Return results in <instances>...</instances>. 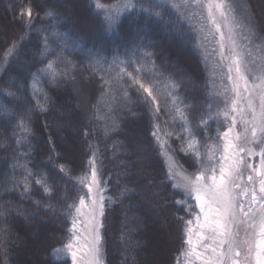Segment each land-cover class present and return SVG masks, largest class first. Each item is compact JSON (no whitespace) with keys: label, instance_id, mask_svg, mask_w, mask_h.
<instances>
[{"label":"trees","instance_id":"1","mask_svg":"<svg viewBox=\"0 0 264 264\" xmlns=\"http://www.w3.org/2000/svg\"><path fill=\"white\" fill-rule=\"evenodd\" d=\"M115 2L101 0L106 5ZM243 2L255 14L259 26L257 37L264 38V2ZM29 3L36 15L31 29L17 19V13ZM94 5L95 0H0V65H4V52L12 42L19 45L18 54L10 57L4 70L0 71V106L14 114L11 119L0 115V204L13 206L6 218L10 230V264H55L51 251L62 247L68 240L71 221L64 209L77 196L74 181L85 171L92 155L89 144L93 150H98L97 161L102 178L107 180V193L116 201L102 217L103 242L109 245L106 254L114 256L112 252L121 250L116 263L132 264L134 255L135 264H148L151 262L149 256L145 260L141 258L145 253L143 248L150 247L153 233L163 231L172 238L161 255L164 256L163 264H176L182 251L184 224L180 218L187 220L191 217L176 203L184 199L183 194L165 179V160L151 136L153 121L148 108L137 101L135 88L129 89L132 102L127 106L117 104L111 114L119 127L105 135V125L111 126V121L95 119L93 105L101 96V77L111 62L131 57L134 45L142 41L147 48L141 50L153 54L152 59L164 76H170L179 85L176 94L185 105L192 106L189 118L195 127L201 115L207 114L209 104L213 105L212 111L215 112V99L209 94V68L194 47L196 34L186 23L168 27L163 21L157 22L132 12L124 13L119 26L109 30L104 21L105 13L97 11ZM49 9L56 14L55 19L43 18ZM175 19V13L169 10L165 20ZM52 31L62 33L63 37L52 38ZM45 35L49 36L52 51L42 57ZM57 55L61 57L56 66V71L61 73L58 82L54 84L45 76L39 83H33V73L49 60L56 59ZM97 60L102 62L104 71L93 72L90 65ZM128 70L131 71L132 67L129 66ZM118 71L119 67H116L112 74ZM65 72L67 77L63 75ZM34 90H37L41 102L43 94H47V112L35 108ZM7 91L14 92L15 97L2 94ZM161 104L160 123L163 125L165 120L169 121L166 130L174 133L169 142L176 150V160L188 173H194L197 165L193 157L179 151L181 141L176 139L175 133L181 131L180 122H171V117L163 113L167 107L163 99ZM98 107L101 116L108 115L105 101ZM22 116L30 117L32 135L18 147L16 137L25 135L16 127ZM218 127L220 131L225 130L222 121H210L207 135L215 138ZM85 131L88 132L87 139ZM195 135L205 142L203 129L196 131ZM49 137L53 141L51 144ZM71 138L79 147L77 156L68 152ZM21 153L27 154V167L32 172L47 177L54 189L51 197L45 196L35 185V178L32 194L27 198L20 196L22 184L8 191L14 189L13 180L24 178L23 170L17 167L18 163H25L23 159L17 160ZM49 157H52L51 161ZM60 164L71 170V177L59 171ZM124 187L128 191L121 198L120 190ZM64 195L68 196L67 201L61 199ZM49 204L52 207L46 208L45 205ZM32 252L34 258L31 259L28 255ZM107 262L115 264L113 257Z\"/></svg>","mask_w":264,"mask_h":264},{"label":"snow or ice","instance_id":"2","mask_svg":"<svg viewBox=\"0 0 264 264\" xmlns=\"http://www.w3.org/2000/svg\"><path fill=\"white\" fill-rule=\"evenodd\" d=\"M94 6L97 11L105 13L104 21L109 30L119 26L124 13L132 12L157 22L163 21L168 27L186 23L196 34L194 47L209 68V94L217 101V107L213 112V105L209 104L207 114L201 115L195 127L189 118L192 106L185 105L176 94L179 85L170 76H164L152 59L153 54L141 50L147 48L142 41L134 45L131 57L111 62L101 77V96L93 105L96 109L95 119L111 121V126L105 125V135L119 127L111 114L117 104L127 106L132 102L129 89L135 88L137 101L148 108L153 121L151 136L165 160V179L171 182L173 189L183 194L184 199L176 203L184 207L191 217L187 220L180 218L184 224V247L177 264H181V260L182 264H264V40L256 43L259 26L254 12L249 5L237 0H116L108 5L95 0ZM169 10L175 13V20H165ZM55 15L49 9L43 18L55 19ZM17 19L26 28H32L36 15L30 3L17 13ZM50 34L57 40L63 37L62 33L56 31ZM18 46V42L13 41L5 50V63L0 65V71L4 70L10 57L18 54ZM51 51L49 36L45 35L41 56L50 55ZM60 59L57 55L56 59L37 69L33 73V83H39L40 78L45 76L52 83H57L61 73L56 71V66ZM129 66L132 67L131 71L128 70ZM90 67L93 72L104 71L99 60ZM116 67H119V71L113 75ZM63 75L67 77L68 73ZM71 78L75 80L74 76ZM2 94L15 97L12 91ZM33 99L36 100V109L48 111L47 94H43L41 102L37 90H34ZM162 99L167 105L163 113L171 117V122H180L181 131L175 133L176 139L181 141L179 151L193 157L197 165L194 173H188L176 160V150L169 142L174 133L166 130L169 121L165 120L163 125L160 123ZM102 101L106 102L107 116L99 114L98 106ZM128 110L131 111V108ZM0 115L11 119L14 114L0 106ZM210 121H222L225 126L223 131L217 128L215 138L207 135ZM29 124L30 117L19 118L16 127L25 135L16 137L18 147L24 145L32 135ZM200 129L205 131L203 143L195 135ZM87 136L88 132L85 131V139ZM49 143H53L51 137ZM88 149L92 155L86 169L74 181V186L78 188L77 196L64 209L71 221L68 240L61 248L54 250L58 258L70 256L72 264H104L102 217L106 206L111 207L116 202L106 195L107 180L102 178L101 166L97 161L98 150H93L91 144ZM52 151L55 152V148ZM254 157H259L258 162H253ZM21 159L25 163H18L17 167L23 170L24 178L13 180L14 189L8 191L22 184L20 196L27 198L32 194L35 178V185L42 189L45 196L51 197L54 189L47 177L37 176L27 167L26 153L17 157L18 161ZM58 167L61 173L71 177V170L65 165ZM127 191V187L122 188L120 197L123 198ZM61 199L67 201L69 198L64 195ZM190 200H194L195 204H190ZM45 207L51 208L52 205ZM12 209L11 204H0L2 264H10V230L6 218ZM132 264H135L134 255Z\"/></svg>","mask_w":264,"mask_h":264},{"label":"rangeland","instance_id":"3","mask_svg":"<svg viewBox=\"0 0 264 264\" xmlns=\"http://www.w3.org/2000/svg\"><path fill=\"white\" fill-rule=\"evenodd\" d=\"M261 1L264 2V0H261ZM237 2L238 3H244L243 0H237ZM79 14H80V17L83 18V15H82V13L80 11H79ZM261 40H264V38L263 37H261V38L257 37L256 43H260ZM214 107H215V111H216V107H217V101L216 100H215V106ZM223 129H225V127ZM70 144L71 145L68 146V150H69L68 152L71 153L74 156H77V153L79 151V147H78L77 143L75 142L74 139L71 138L70 139ZM258 159H259V157H254L253 158V162L254 163L258 162ZM106 195L110 196L107 192H106ZM190 202L191 203L193 202L192 203L193 205L195 204L194 200H190ZM114 205H115V203H113L111 205V207H107L106 206L105 211L111 209ZM196 211H199V210L196 209ZM163 232L156 233V234L153 233L152 237L150 236L152 238V242L150 244V247L148 248V246H147V247L143 248L145 250V253L143 254V256L141 255V258H142V260H145L147 258V256H149L150 259H151V262L149 261L148 264H163V262H164V256H161V255L164 253V250H167L166 244L167 243L169 244V242H171L172 238L168 234L167 231H163ZM103 246H104V253H103L104 264H108L107 260L110 257H113V261L115 262V264H121V262L120 263L119 262L116 263L118 255L120 256L119 251H121V250H119L118 252L117 251L116 252H112L114 254V256H113V255H111V253L110 254H106V252H107L106 248L109 245L108 244L105 245L104 242H103ZM183 247H184V245H182V250H183ZM58 248H61V247H58ZM58 248H55V249H58ZM55 249H53L51 251V259H52L53 263H55V264H72L70 256L66 255L62 259L58 258L57 255L54 252ZM28 256L31 257V259L34 258L33 252L30 253ZM178 259H181V258L179 257ZM112 264H114V263H112ZM176 264H177V262H176ZM181 264H182V260H181Z\"/></svg>","mask_w":264,"mask_h":264}]
</instances>
